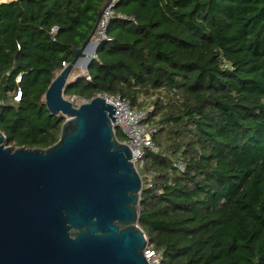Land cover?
<instances>
[{"label":"trees","instance_id":"obj_1","mask_svg":"<svg viewBox=\"0 0 264 264\" xmlns=\"http://www.w3.org/2000/svg\"><path fill=\"white\" fill-rule=\"evenodd\" d=\"M104 1L0 0L9 145L58 141L66 117L44 95ZM117 11L137 23L112 20L92 80L79 75L64 94L120 93L153 108L159 152L140 169L139 225L161 264H264V0H121Z\"/></svg>","mask_w":264,"mask_h":264},{"label":"water","instance_id":"obj_2","mask_svg":"<svg viewBox=\"0 0 264 264\" xmlns=\"http://www.w3.org/2000/svg\"><path fill=\"white\" fill-rule=\"evenodd\" d=\"M110 1L45 92L51 114L66 117L58 141L15 148L0 130V264H150L139 225L143 179L117 138L115 105L95 96L74 106L64 94ZM8 79L0 80V107Z\"/></svg>","mask_w":264,"mask_h":264},{"label":"built area","instance_id":"obj_3","mask_svg":"<svg viewBox=\"0 0 264 264\" xmlns=\"http://www.w3.org/2000/svg\"><path fill=\"white\" fill-rule=\"evenodd\" d=\"M120 1L121 0H111L105 8L96 28V31L92 37V46L94 48V51L91 54V58L98 59V55L96 53L97 47L100 44L104 42H109L113 39L108 32L112 20L120 18L123 20H131L134 23H137V20L134 16L119 13L117 11V6ZM54 30H56V28H54ZM67 64V62H63L64 67L67 66ZM80 75H84L87 80H92V76L90 75L87 67L86 70H83L82 73H80ZM20 78L21 75L17 77V81H19ZM21 95L22 92L19 88L15 95V99L20 100ZM96 96H101L106 99L107 102H110L115 105V116L117 117L115 122H113L114 130L116 132V129H120L124 133V142L130 147L132 151L131 161L133 162L137 170L140 172V169L144 165L146 153L148 151L153 153L159 152V147L154 142V136L158 132L159 127L157 124L150 122V114L153 108H136L132 105L129 99L123 97L120 93H101ZM68 99L72 101L74 106H79L82 102L87 100L80 99L76 95H71ZM178 166L180 169L184 168L183 164L180 162L178 163ZM147 177H149V175H147ZM144 254L150 264H161L163 251L160 249L153 248L149 241L145 247Z\"/></svg>","mask_w":264,"mask_h":264},{"label":"rangeland","instance_id":"obj_4","mask_svg":"<svg viewBox=\"0 0 264 264\" xmlns=\"http://www.w3.org/2000/svg\"><path fill=\"white\" fill-rule=\"evenodd\" d=\"M1 1H7V0H1ZM90 48H91V47H90ZM91 54H92L91 52H90V53L88 52V57L82 59V60L79 62V64L76 65V67H75V69H74L72 75L70 76V80H68V81H72V80L74 79L75 74L80 75V73H82L83 70H86V65H87V63H89V60L91 59ZM78 75H77V76H78ZM65 97H66L67 99L69 98V96H66V95H65ZM6 145H9V144L6 143ZM9 146L14 147L13 145H9Z\"/></svg>","mask_w":264,"mask_h":264},{"label":"crops","instance_id":"obj_5","mask_svg":"<svg viewBox=\"0 0 264 264\" xmlns=\"http://www.w3.org/2000/svg\"><path fill=\"white\" fill-rule=\"evenodd\" d=\"M94 51V48H93V46H91V48H90V52L92 53ZM88 64V63H87ZM87 66V65H86Z\"/></svg>","mask_w":264,"mask_h":264},{"label":"bare ground","instance_id":"obj_6","mask_svg":"<svg viewBox=\"0 0 264 264\" xmlns=\"http://www.w3.org/2000/svg\"><path fill=\"white\" fill-rule=\"evenodd\" d=\"M73 73V72H72ZM72 75V74H71ZM78 74H75L74 78L77 76Z\"/></svg>","mask_w":264,"mask_h":264}]
</instances>
